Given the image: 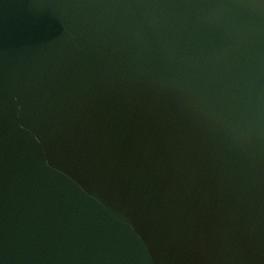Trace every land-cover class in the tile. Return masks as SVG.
<instances>
[{
  "label": "water",
  "instance_id": "obj_1",
  "mask_svg": "<svg viewBox=\"0 0 264 264\" xmlns=\"http://www.w3.org/2000/svg\"><path fill=\"white\" fill-rule=\"evenodd\" d=\"M0 264H264V0H0Z\"/></svg>",
  "mask_w": 264,
  "mask_h": 264
}]
</instances>
